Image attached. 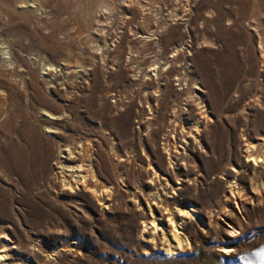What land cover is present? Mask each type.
<instances>
[{
    "label": "rangeland",
    "instance_id": "1",
    "mask_svg": "<svg viewBox=\"0 0 264 264\" xmlns=\"http://www.w3.org/2000/svg\"><path fill=\"white\" fill-rule=\"evenodd\" d=\"M0 74V264H264V0H0Z\"/></svg>",
    "mask_w": 264,
    "mask_h": 264
},
{
    "label": "bare ground",
    "instance_id": "2",
    "mask_svg": "<svg viewBox=\"0 0 264 264\" xmlns=\"http://www.w3.org/2000/svg\"><path fill=\"white\" fill-rule=\"evenodd\" d=\"M31 7V6H30ZM174 53H175V51H174ZM172 57V56H171ZM23 63H25L24 61H23ZM16 66V65H15ZM23 67H24V70H18V69H12L13 71H10V73L12 74H14V76H16L18 79H20V81H21V83H24V78H25V76H27L28 74H29V69H28V66H26V64H24L23 65ZM14 68V67H13ZM10 69H11V67H10ZM14 79V78H13ZM179 79V78H178ZM181 79V78H180ZM179 79V80H180ZM181 81H182V79H181ZM185 82V81H184ZM13 88V86H12V84H10L9 82H8V79H7V76L6 75H4V74H0V89H2V90H4L5 91V94H4V96L6 97L5 99H10V100H12V97H11V89ZM51 88V87H50ZM195 89L196 90H199V88L198 87H195ZM1 94V93H0ZM11 97V98H10ZM200 109V108H199ZM198 109V110H199ZM48 113H43V112H41L40 113V117L44 120L45 119V121H51V120H56V118H54V117H52V116H48L47 115ZM201 115V114H200ZM203 117V116H202ZM202 117H199L198 118V120H197V124H202L203 122H202V119L204 118H202ZM39 118V117H38ZM196 124V125H197ZM177 125V124H176ZM174 128H175V126H174ZM176 129V128H175ZM44 131H45V133L46 134H48V135H50V136H52V135H55V131L56 130H51L50 128H46V129H44ZM175 132H176V130H175ZM174 132V133H175ZM169 152V151H168ZM252 154V153H251ZM254 154V153H253ZM248 156H250V155H248ZM253 156V155H252ZM257 157V156H256ZM256 157H255V159H256ZM174 159H176V157H174ZM249 159H250V157H249ZM258 159V158H257ZM169 221V220H168ZM152 223V222H151ZM155 223V222H154ZM157 227V226H156ZM173 228V227H172ZM157 229H158V227H157ZM174 229V228H173ZM0 258H1V256H0Z\"/></svg>",
    "mask_w": 264,
    "mask_h": 264
}]
</instances>
